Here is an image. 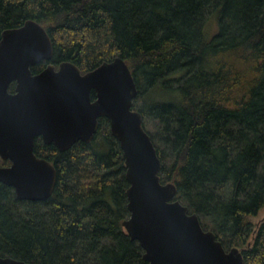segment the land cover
Masks as SVG:
<instances>
[{"label": "trees", "instance_id": "16d2710c", "mask_svg": "<svg viewBox=\"0 0 264 264\" xmlns=\"http://www.w3.org/2000/svg\"><path fill=\"white\" fill-rule=\"evenodd\" d=\"M30 20L50 37L51 63L82 73L126 63L161 184L243 264H264V221L250 222L264 209V0H0L1 29ZM39 145L56 171L53 192L19 201L0 184V257L145 264L122 227L126 169L108 122L89 144Z\"/></svg>", "mask_w": 264, "mask_h": 264}, {"label": "water", "instance_id": "95a60500", "mask_svg": "<svg viewBox=\"0 0 264 264\" xmlns=\"http://www.w3.org/2000/svg\"><path fill=\"white\" fill-rule=\"evenodd\" d=\"M51 57V41L34 21L0 33V158L10 163L0 167V184L12 188L19 201H46L56 172L34 156V139L64 152L77 142L90 143L105 119L126 169L129 216L122 227L139 244L145 264H243L241 250H225L175 200V186L161 184L160 160L142 116L132 109L137 89L126 63L115 58L82 75L65 62L57 72L48 67L31 74V66ZM11 83L14 94L8 92ZM0 264L28 263L0 257Z\"/></svg>", "mask_w": 264, "mask_h": 264}, {"label": "flooded vegetation", "instance_id": "af4514ba", "mask_svg": "<svg viewBox=\"0 0 264 264\" xmlns=\"http://www.w3.org/2000/svg\"><path fill=\"white\" fill-rule=\"evenodd\" d=\"M31 21V20H30ZM26 22H28V21H26ZM25 22V23H26ZM24 23V24H25ZM23 24V25H24ZM38 24V23H37ZM23 25H21L20 27H22ZM39 25V24H38ZM41 26V25H40ZM20 27H17V28H8V29H1L0 28V33L1 32H3V31H5V30H9V29H18V28H20ZM42 27V26H41ZM43 28V27H42ZM44 29V28H43ZM45 30V29H44ZM45 32H46V30H45ZM47 33V32H46ZM48 35V34H47ZM49 37V36H48ZM49 39H50V37H49ZM51 41V40H50ZM51 44H52V42H51ZM52 56H53V45H52ZM51 59H52V57H51ZM51 59L50 60H41L40 62H38L37 64H35L34 66H31L29 69H30V72H31V74L32 75H39L40 73H42L44 70H46L48 67H53L54 68V71L55 72H57L58 71V69H59V65L60 64H62V63H65V62H61V63H59V64H54V63H51L50 61H51ZM69 63V62H68ZM39 64H45L44 65V67L38 72H32V68L33 67H35V66H37V65H39ZM42 66V65H41ZM75 66V65H74ZM81 72V71H80ZM81 74L83 75V74H86V73H82L81 72ZM14 89H15V83H11L10 85H9V87H8V92H9V94H14ZM92 97V96H91ZM93 98H94V96L92 97V100H93ZM101 120V119H100ZM100 120H99V122H100ZM98 129H99V126H98ZM98 129H97V131H98ZM96 134H97V132H96ZM95 134V135H96ZM95 135H94V137H95ZM94 137H93V139H94ZM93 139H92V141H93ZM91 141V142H92ZM36 142H40V145H39V150L40 149H42V148H44V147H47V146H53V145H46L45 143H44V141L41 139V137H36L35 139H34V142H33V153H34V156L37 158V159H40V160H45L46 162H48L52 167H53V165L48 161V160H46V159H44L43 157H40L39 155H37L36 154V152H35V144H36ZM90 142V143H91ZM77 143H79V142H77ZM80 143H82V142H80ZM76 144V143H75ZM74 144V145H75ZM85 144V143H84ZM89 144V143H88ZM73 145V146H74ZM72 146V147H73ZM54 147V146H53ZM71 147V148H72ZM55 148V147H54ZM56 149V148H55ZM57 150V149H56ZM58 151V150H57ZM68 151V150H67ZM58 152H60V151H58ZM65 152V151H64ZM8 166H10V163H9V161H2L1 160V158H0V167H8ZM54 168V167H53ZM55 170V169H54ZM56 172V171H55ZM2 185V184H1ZM5 186V185H4ZM8 187V186H7ZM13 190V189H12ZM14 192V191H13Z\"/></svg>", "mask_w": 264, "mask_h": 264}, {"label": "rangeland", "instance_id": "374dc122", "mask_svg": "<svg viewBox=\"0 0 264 264\" xmlns=\"http://www.w3.org/2000/svg\"><path fill=\"white\" fill-rule=\"evenodd\" d=\"M147 126H148L147 127V130L149 132H152L153 129H154V123H151V124L148 123ZM262 221H264V209L261 210L256 217L251 218V221L250 222L252 223V225L254 227H257Z\"/></svg>", "mask_w": 264, "mask_h": 264}]
</instances>
